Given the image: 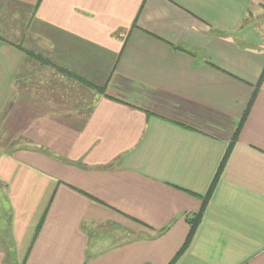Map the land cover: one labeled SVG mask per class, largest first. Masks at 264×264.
Returning <instances> with one entry per match:
<instances>
[{
  "label": "crops",
  "instance_id": "crops-1",
  "mask_svg": "<svg viewBox=\"0 0 264 264\" xmlns=\"http://www.w3.org/2000/svg\"><path fill=\"white\" fill-rule=\"evenodd\" d=\"M243 116L172 264H264V0H0V264H170Z\"/></svg>",
  "mask_w": 264,
  "mask_h": 264
},
{
  "label": "trees",
  "instance_id": "trees-1",
  "mask_svg": "<svg viewBox=\"0 0 264 264\" xmlns=\"http://www.w3.org/2000/svg\"><path fill=\"white\" fill-rule=\"evenodd\" d=\"M244 118L245 117L243 116L242 119L240 120V122H239V124H238V126H237V128H236V130H235V132L233 134V136H232V139H231V141L229 142V144L227 146V149H226V151H225V153H224V155L222 157V160H221V162L219 164V167H218V169H217V171L215 173V176H214V178H213V180H212V182H211V184L209 186V189L206 192V194L203 196L202 205H201L199 211H197L196 213H193V214L189 215V217H187V222L189 223V231H188L187 237H186L182 247L176 253L175 257L173 258V260L171 261L170 264H172L176 260V258H178V256L186 249V247L188 246L189 242L191 241V239H192V237L194 235V232H195V230H196V228H197V226H198V224H199V222L201 220V217H202V214H203V212L205 210L207 202L209 201L211 193H212V191H213V189H214V187H215V185H216V183L218 181V178H219V176H220V174H221V172L223 170L225 162H226V160H227V158H228V156H229V154H230V152H231V150L233 148V145H234V143H235V141H236V139H237V137L239 135V132L241 130ZM40 224H41V221H40V223L38 225V228H39Z\"/></svg>",
  "mask_w": 264,
  "mask_h": 264
},
{
  "label": "rangeland",
  "instance_id": "rangeland-1",
  "mask_svg": "<svg viewBox=\"0 0 264 264\" xmlns=\"http://www.w3.org/2000/svg\"><path fill=\"white\" fill-rule=\"evenodd\" d=\"M16 142H19V141H18V140H17V141H16V140L13 141L12 145L15 144ZM4 148L8 149L9 147H8V142H7V140L4 139V136H3V134H2V135H0V150H2V149H4ZM3 217H5V216H4L3 214H1V215H0V218H1L2 220H4ZM91 232H92V234L97 235V234L99 233V230H97V229H93V230H91Z\"/></svg>",
  "mask_w": 264,
  "mask_h": 264
}]
</instances>
